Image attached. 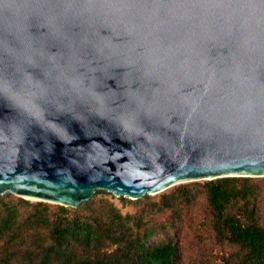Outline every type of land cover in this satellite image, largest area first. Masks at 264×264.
Here are the masks:
<instances>
[{
    "label": "water",
    "instance_id": "water-1",
    "mask_svg": "<svg viewBox=\"0 0 264 264\" xmlns=\"http://www.w3.org/2000/svg\"><path fill=\"white\" fill-rule=\"evenodd\" d=\"M224 177H264V0H0V197Z\"/></svg>",
    "mask_w": 264,
    "mask_h": 264
},
{
    "label": "trees",
    "instance_id": "trees-1",
    "mask_svg": "<svg viewBox=\"0 0 264 264\" xmlns=\"http://www.w3.org/2000/svg\"><path fill=\"white\" fill-rule=\"evenodd\" d=\"M260 192L252 177L184 183L157 200L146 195L133 201L142 203L133 214H123L104 190L75 208L7 193L0 197V264H182L175 219L198 194L210 207L215 240L229 250L223 264H264ZM163 210L172 211L173 235L153 241L165 226L151 215Z\"/></svg>",
    "mask_w": 264,
    "mask_h": 264
},
{
    "label": "rangeland",
    "instance_id": "rangeland-1",
    "mask_svg": "<svg viewBox=\"0 0 264 264\" xmlns=\"http://www.w3.org/2000/svg\"><path fill=\"white\" fill-rule=\"evenodd\" d=\"M258 181L260 187V195L258 197V207L261 212V223L264 225V177H252ZM207 180L192 181L193 182H204ZM184 184V183H182ZM179 185V184H178ZM177 185L173 186L176 187ZM173 187L165 190L164 192L169 191ZM161 192V193H164ZM148 195L151 199L157 200L158 196ZM5 193L4 195H6ZM2 195V196H4ZM13 195V194H12ZM1 196V197H2ZM15 196V195H13ZM146 196V195H145ZM18 197V196H15ZM102 197L101 194L92 195V198L98 199ZM110 197V196H109ZM112 199L116 207L124 213H135L139 211V208L142 207V203H133L124 201L121 203L115 197ZM21 198V197H19ZM126 198V197H125ZM144 196L137 200H143ZM25 199V198H22ZM129 199V198H126ZM29 200V199H25ZM31 202H36L34 200H29ZM48 203V202H47ZM53 204V203H50ZM171 210H163L160 213L151 215L153 221L158 225L165 226V231L161 230L156 237L153 238V241L160 240L161 238L167 235H173V230L170 229L169 224L173 222V214ZM210 207L204 197L198 194V197L190 204L182 208L179 213V218H176L177 223H179V245L182 252V264H223L224 259L228 256L229 250L223 247L215 240L214 231L211 227V214Z\"/></svg>",
    "mask_w": 264,
    "mask_h": 264
}]
</instances>
